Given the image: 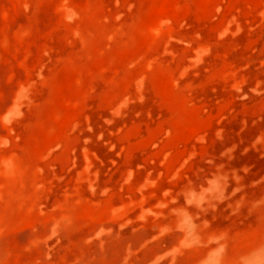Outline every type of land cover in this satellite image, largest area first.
<instances>
[{
    "label": "rangeland",
    "instance_id": "obj_1",
    "mask_svg": "<svg viewBox=\"0 0 264 264\" xmlns=\"http://www.w3.org/2000/svg\"><path fill=\"white\" fill-rule=\"evenodd\" d=\"M0 264H264V0H0Z\"/></svg>",
    "mask_w": 264,
    "mask_h": 264
}]
</instances>
